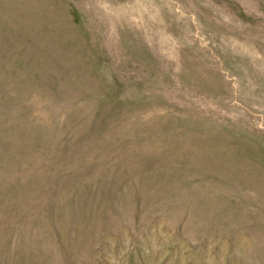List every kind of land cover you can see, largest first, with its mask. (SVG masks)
I'll use <instances>...</instances> for the list:
<instances>
[{
	"label": "rangeland",
	"instance_id": "obj_1",
	"mask_svg": "<svg viewBox=\"0 0 264 264\" xmlns=\"http://www.w3.org/2000/svg\"><path fill=\"white\" fill-rule=\"evenodd\" d=\"M0 264H264V0H0Z\"/></svg>",
	"mask_w": 264,
	"mask_h": 264
}]
</instances>
